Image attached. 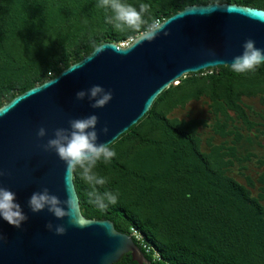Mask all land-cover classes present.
<instances>
[{"label":"trees","instance_id":"1","mask_svg":"<svg viewBox=\"0 0 264 264\" xmlns=\"http://www.w3.org/2000/svg\"><path fill=\"white\" fill-rule=\"evenodd\" d=\"M162 22L189 6L228 4L264 10V0H123ZM98 0H0V108L57 77L91 54L98 45L125 42L131 31L117 32L111 9ZM208 97L216 117L231 121L233 112L254 127L243 97L264 104V63L252 74L221 67L189 74L170 86L150 111L110 145L117 155L94 170L107 178L102 194H117L104 209L89 203L90 186L74 172L82 215L114 223L133 238L151 264H264V188L255 198L229 178V153L205 154L197 123L169 119L177 108ZM235 135L237 139L241 137ZM107 203V201H105ZM136 230L142 237L133 236ZM117 264H138L130 254Z\"/></svg>","mask_w":264,"mask_h":264},{"label":"water","instance_id":"2","mask_svg":"<svg viewBox=\"0 0 264 264\" xmlns=\"http://www.w3.org/2000/svg\"><path fill=\"white\" fill-rule=\"evenodd\" d=\"M164 22L169 35L162 31L127 55L117 53L111 46L115 43H105L102 53L94 50L0 108V187L16 193V202L28 217L19 229L0 217V264H117L127 254L138 264H151L133 238L118 232L113 222L87 219L80 209L86 226L77 227L68 217L57 219L47 209L33 213L28 199L43 188L61 201L68 198L69 189L78 197L74 173L66 176L65 162L41 147L56 128H68L70 119L97 115L98 143L110 146L187 75L231 67L249 38L264 49L261 9L218 3L189 6ZM92 85L112 92L105 107L93 109L87 97L76 100L77 92ZM105 125L106 135L100 132ZM40 127L47 130L43 139L36 135ZM49 222L64 225L66 233L49 231Z\"/></svg>","mask_w":264,"mask_h":264},{"label":"clouds","instance_id":"3","mask_svg":"<svg viewBox=\"0 0 264 264\" xmlns=\"http://www.w3.org/2000/svg\"><path fill=\"white\" fill-rule=\"evenodd\" d=\"M96 7L111 9L113 15L109 22L113 24L117 32L131 31L134 33V35H129L125 42L111 45L117 53L122 55H127L144 42H152L162 31L165 36L169 35L167 31H164L166 22L155 18L151 20L144 18L151 8L148 3H140L137 9L132 4L124 3L123 0H98ZM105 46H96L95 53H102ZM242 47V54L233 58L231 70L236 74H252L259 65L264 63V49L257 48L255 41L251 38L245 40ZM86 97L92 102L90 106L93 109H99L105 107L112 100L113 94L101 85H92L87 90L76 93L78 101H83ZM98 122L99 117L95 114L85 118L70 119L68 128H56L53 138L48 139L41 147L44 151H54L65 162L66 176H71L79 169L81 179L90 186V191L87 193L88 202L104 209L107 204L117 202V194L110 191L101 194L97 190L96 186L105 185L107 178L98 175L94 170L100 162L109 164L117 153L109 146L110 143H98ZM100 132L106 135L109 128L105 125L100 129ZM36 135L39 139H43L47 136V130L40 127ZM0 175L3 173L0 172ZM68 191V198L61 201L56 195L50 194L48 188H43L41 191L31 194L28 206L33 213L47 209L57 219L68 217L71 224L81 228L85 227L86 222L80 218L79 198L71 194V189ZM0 217L17 229L21 228L22 224L28 220L21 205L16 202V193L5 187H0ZM46 228L49 231H54L56 235H64L67 231L64 225L54 226L51 222L47 223Z\"/></svg>","mask_w":264,"mask_h":264},{"label":"rangeland","instance_id":"4","mask_svg":"<svg viewBox=\"0 0 264 264\" xmlns=\"http://www.w3.org/2000/svg\"><path fill=\"white\" fill-rule=\"evenodd\" d=\"M211 105L210 98L202 97L175 109L169 119L179 123H197L196 136L200 149L207 155L214 149L221 153L234 149L230 158H225V161L233 163L225 173L258 198L264 188V104L259 97L242 98V105L254 124L252 128H247L233 112L230 113L231 121L216 117ZM232 134H238L241 138L237 139ZM261 204L264 206V201Z\"/></svg>","mask_w":264,"mask_h":264},{"label":"built area","instance_id":"5","mask_svg":"<svg viewBox=\"0 0 264 264\" xmlns=\"http://www.w3.org/2000/svg\"><path fill=\"white\" fill-rule=\"evenodd\" d=\"M133 236H134L137 240H142L141 235H140L136 230H133Z\"/></svg>","mask_w":264,"mask_h":264}]
</instances>
